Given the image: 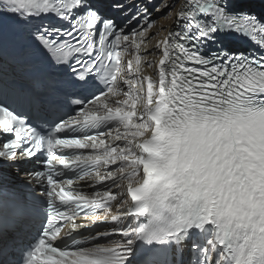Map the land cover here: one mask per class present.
I'll return each mask as SVG.
<instances>
[{
	"label": "snow or ice",
	"instance_id": "snow-or-ice-1",
	"mask_svg": "<svg viewBox=\"0 0 264 264\" xmlns=\"http://www.w3.org/2000/svg\"><path fill=\"white\" fill-rule=\"evenodd\" d=\"M0 264H264V0H0Z\"/></svg>",
	"mask_w": 264,
	"mask_h": 264
},
{
	"label": "bare ground",
	"instance_id": "bare-ground-1",
	"mask_svg": "<svg viewBox=\"0 0 264 264\" xmlns=\"http://www.w3.org/2000/svg\"><path fill=\"white\" fill-rule=\"evenodd\" d=\"M172 25V18L160 19L157 24V27L153 30V32H158L161 28L166 29ZM168 29V28H167ZM163 35V33H161Z\"/></svg>",
	"mask_w": 264,
	"mask_h": 264
},
{
	"label": "rangeland",
	"instance_id": "rangeland-1",
	"mask_svg": "<svg viewBox=\"0 0 264 264\" xmlns=\"http://www.w3.org/2000/svg\"><path fill=\"white\" fill-rule=\"evenodd\" d=\"M160 20H158V22H159Z\"/></svg>",
	"mask_w": 264,
	"mask_h": 264
}]
</instances>
